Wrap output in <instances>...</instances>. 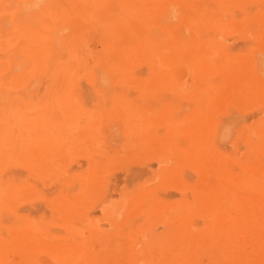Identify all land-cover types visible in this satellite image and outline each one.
Returning <instances> with one entry per match:
<instances>
[{
	"label": "rangeland",
	"instance_id": "obj_1",
	"mask_svg": "<svg viewBox=\"0 0 264 264\" xmlns=\"http://www.w3.org/2000/svg\"><path fill=\"white\" fill-rule=\"evenodd\" d=\"M0 212V264H264V0H0Z\"/></svg>",
	"mask_w": 264,
	"mask_h": 264
},
{
	"label": "bare ground",
	"instance_id": "obj_2",
	"mask_svg": "<svg viewBox=\"0 0 264 264\" xmlns=\"http://www.w3.org/2000/svg\"><path fill=\"white\" fill-rule=\"evenodd\" d=\"M169 5V4H168ZM198 7H199V4H196L195 5V7L194 8H197L196 10H189V9H185L184 10V14H183V17L184 18H186V20L188 21V24H189V27H191V24L193 25V22H194V17H196L198 14H199V12H200V9L198 10ZM93 9V8H92ZM100 9V8H99ZM168 10H166L167 11V13L169 14L170 12L172 13V14H174V7H168L167 8ZM176 11V10H175ZM179 11H181V10H179ZM90 13V12H89ZM45 15H46V13H45ZM164 18H166V17H164ZM167 20V19H166ZM102 27H103V25H102ZM101 27V28H102ZM106 27V26H105ZM148 27V26H147ZM193 27V26H192ZM140 28H141V26H140ZM146 28V27H145ZM103 29H104V27H103ZM142 29H144V27H142ZM142 29H140L141 31H143ZM102 30V29H101ZM152 30H154V28L152 29ZM140 31V32H141ZM140 32H137V33H140ZM144 32V31H143ZM142 32V33H143ZM145 32H147V31H145ZM141 34V33H140ZM139 34V35H140ZM138 35V34H137ZM143 35H145V34H143ZM134 36H136V35H134ZM142 36V34L140 35V37ZM136 39V41H137V37L135 38ZM135 39H134V41H135ZM138 39H140V38H138ZM135 41V42H136ZM138 42V41H137ZM97 61H98V59H97ZM60 63V62H59ZM101 63V62H100ZM98 64V63H97ZM49 65H51L50 64V62H49ZM63 65H64V63H63ZM99 66V65H98ZM97 70V69H96ZM101 71H99V73H100ZM53 73H55L54 71H53ZM98 73V74H99ZM19 178V177H18ZM10 180V179H9ZM12 181V180H11ZM33 203V202H32ZM31 203V204H32ZM23 205V204H22ZM30 205V204H29ZM0 214H1V212H0ZM2 215V214H1ZM25 218V217H24ZM9 219V218H8ZM10 222V221H9ZM11 224V223H10ZM9 224V225H10ZM32 224H34V222L32 223ZM8 225V224H7ZM8 225V226H9ZM0 226H1V224H0ZM2 227V226H1ZM4 229V228H3ZM3 239V238H2Z\"/></svg>",
	"mask_w": 264,
	"mask_h": 264
}]
</instances>
